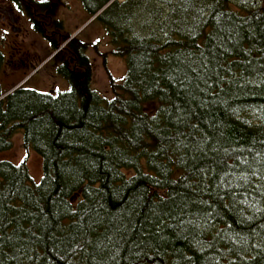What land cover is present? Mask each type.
<instances>
[{
	"label": "trees",
	"instance_id": "trees-1",
	"mask_svg": "<svg viewBox=\"0 0 264 264\" xmlns=\"http://www.w3.org/2000/svg\"><path fill=\"white\" fill-rule=\"evenodd\" d=\"M97 18L127 65L112 96L89 42L50 31L68 89L0 100V152L22 132L44 163L35 182L0 159V264H264V0H116Z\"/></svg>",
	"mask_w": 264,
	"mask_h": 264
},
{
	"label": "rangeland",
	"instance_id": "rangeland-1",
	"mask_svg": "<svg viewBox=\"0 0 264 264\" xmlns=\"http://www.w3.org/2000/svg\"><path fill=\"white\" fill-rule=\"evenodd\" d=\"M114 1L116 0H110L107 4ZM117 1L124 2L125 0ZM99 2L100 0H97L98 4H100ZM79 5V0H51L52 15L58 16L62 21L64 20V32L72 33L73 36L79 34L82 39L89 42V54L94 64V87L99 89L105 95L112 96L110 75L119 80L122 79L127 70L126 60L124 58L117 57L110 52L113 45L111 43L110 36L107 33L104 21L96 18V15H91L82 5L83 10L85 11L84 13L83 10L78 9ZM104 7L100 9L98 13L102 12ZM166 10V6L163 4L161 8L162 14H165ZM146 13L147 12L143 11L142 14L145 15ZM48 17L45 19V22H47ZM21 25L25 26V30L22 31V34L20 32H15L13 29H1L0 44H2L1 46L4 48V44H6V42H10V46H8V44L5 45V49L10 56L15 58V49L13 48L14 45L12 42L16 41L19 46H22V51L25 55H31V60H33V57L35 58L36 61L34 60L31 62L35 63V67H37V69L34 66H28L29 68H27L26 65L18 67L17 70H11L10 65L6 64L5 67H3L4 70L0 73V80L3 83L5 90L8 92L13 91L20 85L43 91L47 90L52 83L55 88H66V83L64 82L66 80L58 74L56 70V63L51 61L50 64L48 63L49 65L44 64L43 61V63H39L40 60L45 59L47 56L51 57V47L49 46V43L40 32H37L34 28H32L26 15H23L21 18ZM16 34L20 35L17 36ZM94 42H98L97 46L94 45ZM65 44L66 43H64L56 52L62 49ZM56 52H54V54ZM104 53H108L106 63L104 56L100 55ZM18 57L20 58V56ZM27 64H29V61H27ZM38 69L39 71L37 72ZM4 158L15 163L25 160L28 164L33 180L35 182L41 181L44 175L43 159L34 148H30L28 150L26 149L22 132L14 135L13 145L10 149L0 152V159Z\"/></svg>",
	"mask_w": 264,
	"mask_h": 264
},
{
	"label": "flooded vegetation",
	"instance_id": "flooded-vegetation-1",
	"mask_svg": "<svg viewBox=\"0 0 264 264\" xmlns=\"http://www.w3.org/2000/svg\"><path fill=\"white\" fill-rule=\"evenodd\" d=\"M35 2H37V3L40 2L41 4L44 3L43 8H45V9L40 11L36 7V5H34ZM79 2H80V5H79L78 9L83 10V7H84L86 11H88L91 15H93L91 13V10L97 6L96 5L97 0H79ZM82 5H83V7H82ZM30 7L32 9V10H30V12L32 13L33 17L31 15H29V13H28V9ZM51 8H52L51 0H0V30L1 29L2 30L13 29L15 32H20L22 34V31L25 30V26L21 25V18L23 17V15H26L28 20L30 21L32 28H34V30H36L37 32H40L43 36L45 33H49L50 31L55 32V33H57V35H61V36L65 33L67 34L68 32L63 31L65 28L64 20L62 21L61 19H59L58 16L52 15L53 13H52ZM83 12L85 13L84 10H83ZM99 14L100 13H98V12H97V14H95L96 18ZM39 16L41 17L40 20H39ZM47 17H48V20H47V22H45L44 18H47ZM69 34H72V33H69ZM16 35L19 36L20 34H16ZM77 35L79 36V34H76L74 36L72 35V36L75 37ZM44 38L49 43V46L51 47V50H52V41L49 40L46 36H44ZM70 38H69V40L72 39V38L71 39ZM79 38L83 41H86V40L82 39L80 36H79ZM12 43L14 45L13 48L15 49V55H16L15 58L10 56V54H8L7 50L5 49V45L8 44V46H10V42H6V44H4V48H3V46H1L2 44H0V73L4 70L3 67H5L6 64L10 65L11 70H17L18 67H22V66H26V65H27V68H29L31 66L35 67V63L31 62V61H34L35 58L33 57V60H31V55H29V54L25 55L24 52L22 51V46H19V44L16 41H13ZM96 44H98V42H94V45H96ZM18 56H20V58ZM49 57L50 56L46 57L43 60H40L39 63H41L42 61L44 62V64H48V63L50 64L51 62H54L57 64L56 70L58 72V66L60 64V61L55 60L53 58V55L50 58ZM10 58H12V59H10ZM27 61H29V64H27ZM35 68H37V67H35ZM38 71H39V69L37 70V72ZM58 74H60V73L58 72ZM64 82L66 83V88H64V89L55 88L53 83L51 84V86L47 90L39 91V90H36L34 88H30V89H34V90L42 92V93L54 94L59 90L68 89V87H69L68 81L66 80ZM0 83L3 85L1 80H0Z\"/></svg>",
	"mask_w": 264,
	"mask_h": 264
},
{
	"label": "water",
	"instance_id": "water-1",
	"mask_svg": "<svg viewBox=\"0 0 264 264\" xmlns=\"http://www.w3.org/2000/svg\"><path fill=\"white\" fill-rule=\"evenodd\" d=\"M110 4H111V3H110ZM110 4H107V5L104 7V9H105L107 6H109ZM11 92H12V91H9L8 93L4 94L2 97H0V100H1L4 96L10 94Z\"/></svg>",
	"mask_w": 264,
	"mask_h": 264
}]
</instances>
